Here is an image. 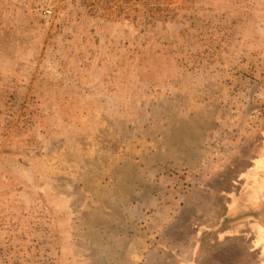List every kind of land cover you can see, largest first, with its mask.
<instances>
[{
  "label": "rangeland",
  "instance_id": "obj_1",
  "mask_svg": "<svg viewBox=\"0 0 264 264\" xmlns=\"http://www.w3.org/2000/svg\"><path fill=\"white\" fill-rule=\"evenodd\" d=\"M47 2L0 0V264H220L264 209V0Z\"/></svg>",
  "mask_w": 264,
  "mask_h": 264
},
{
  "label": "built area",
  "instance_id": "obj_2",
  "mask_svg": "<svg viewBox=\"0 0 264 264\" xmlns=\"http://www.w3.org/2000/svg\"><path fill=\"white\" fill-rule=\"evenodd\" d=\"M140 0H50L38 8L46 23L64 27L68 21L59 19L66 12H76L78 24L95 20L98 24L110 23L125 17ZM147 1V0H144ZM119 18V19H121Z\"/></svg>",
  "mask_w": 264,
  "mask_h": 264
},
{
  "label": "crops",
  "instance_id": "obj_3",
  "mask_svg": "<svg viewBox=\"0 0 264 264\" xmlns=\"http://www.w3.org/2000/svg\"><path fill=\"white\" fill-rule=\"evenodd\" d=\"M238 225H240L238 228L242 231L239 234L230 236L234 239L244 240L245 244L238 245V248L230 250H233V252L237 250L241 254L238 257L233 255L222 257V259L220 257L217 261L220 264H226V260L232 261L230 264H264V216L259 215L256 218L252 216L249 221ZM205 253L208 252L205 251ZM203 254L204 251L197 254L200 260L204 259Z\"/></svg>",
  "mask_w": 264,
  "mask_h": 264
},
{
  "label": "flooded vegetation",
  "instance_id": "obj_4",
  "mask_svg": "<svg viewBox=\"0 0 264 264\" xmlns=\"http://www.w3.org/2000/svg\"><path fill=\"white\" fill-rule=\"evenodd\" d=\"M257 168V170L258 171H260V169L261 170H264V169H262V168H260V167H256ZM257 171V172H258ZM261 172V171H260ZM262 174V173H261ZM254 175H257L255 172H254ZM260 177H261V175H260ZM263 186V185H262ZM256 194V195H255ZM254 195H253V201H255L256 202V200H258V201H260V199L262 198V196H264V193L263 192H261V191H259L258 193H255ZM259 215H261V216H264V209L261 211V213L259 212L257 215L256 214H253V216L256 218V217H258ZM252 218V217H251ZM250 218V219H251ZM238 245H240V244H238V243H234V242H232V243H228L227 245H223V246H220V247H218L216 250L214 249V253L215 254H224V255H226V254H228L226 257H230V255L232 254L233 256H235L237 253H239L237 250H235L234 252H233V250H230V249H233V248H238ZM226 248V249H225ZM218 252V253H217ZM214 254V255H215ZM240 254V253H239ZM209 259L211 260L212 259V257H209ZM232 261H229V260H226V264H230Z\"/></svg>",
  "mask_w": 264,
  "mask_h": 264
}]
</instances>
